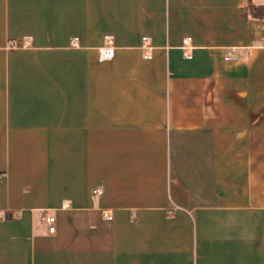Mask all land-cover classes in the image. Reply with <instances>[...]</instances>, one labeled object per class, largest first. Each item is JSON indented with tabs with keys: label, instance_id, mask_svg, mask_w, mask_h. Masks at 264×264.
Instances as JSON below:
<instances>
[{
	"label": "crops",
	"instance_id": "crops-1",
	"mask_svg": "<svg viewBox=\"0 0 264 264\" xmlns=\"http://www.w3.org/2000/svg\"><path fill=\"white\" fill-rule=\"evenodd\" d=\"M259 8L0 0V264H264Z\"/></svg>",
	"mask_w": 264,
	"mask_h": 264
},
{
	"label": "built area",
	"instance_id": "built-area-1",
	"mask_svg": "<svg viewBox=\"0 0 264 264\" xmlns=\"http://www.w3.org/2000/svg\"><path fill=\"white\" fill-rule=\"evenodd\" d=\"M110 37H106L108 39ZM114 57V48L111 46V44H108L107 42L104 44L102 48L99 50V58L100 61H108L111 60ZM94 195H100L102 194V191L100 189H94L93 190ZM110 219V217H108ZM45 222L49 225V232L54 233L56 230V217L49 212H46L44 216Z\"/></svg>",
	"mask_w": 264,
	"mask_h": 264
},
{
	"label": "trees",
	"instance_id": "trees-1",
	"mask_svg": "<svg viewBox=\"0 0 264 264\" xmlns=\"http://www.w3.org/2000/svg\"><path fill=\"white\" fill-rule=\"evenodd\" d=\"M258 17H264L263 8H259L258 11L255 13Z\"/></svg>",
	"mask_w": 264,
	"mask_h": 264
}]
</instances>
